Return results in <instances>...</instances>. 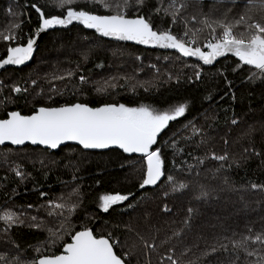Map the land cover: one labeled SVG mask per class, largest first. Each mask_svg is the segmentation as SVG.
<instances>
[{
  "label": "trees",
  "instance_id": "obj_1",
  "mask_svg": "<svg viewBox=\"0 0 264 264\" xmlns=\"http://www.w3.org/2000/svg\"><path fill=\"white\" fill-rule=\"evenodd\" d=\"M32 3L43 6L46 14H60V10L52 6L50 0H0V27L5 24L6 11L11 5L18 7L22 15L19 29H16L17 40L0 44V58L6 56L7 47L26 43L28 37L36 35L38 14L30 7ZM167 3L168 0H165L164 4ZM211 4L212 0H204L203 11L208 12ZM217 6L221 11L226 5ZM75 7L82 8L86 5L78 3ZM155 7L157 0H145L141 11L147 15ZM187 10L190 13L200 11L194 4ZM97 14H105V10L98 8ZM214 14L219 15V12ZM168 18L161 20L153 16L154 22L161 27L168 26ZM182 26L178 22L173 31L181 32ZM82 39L92 43H83ZM101 43L133 51L122 58ZM146 54L171 55L176 58L179 56L175 52L148 50L141 46L106 41L80 26H73L69 30L56 29L47 33L28 67L0 73V83L5 80L4 86L0 84V102L3 108L0 118H4L7 111H20L29 115L39 106H59L77 101L87 102L93 107L103 102H119L128 106L143 103L158 108L187 104L185 115L170 122L161 134L160 146L165 160V176L155 188L140 189L143 161L140 157L129 156L118 150L92 152L73 145L63 147L57 152L30 146L0 147V152L5 155L18 150H26L34 155L29 160L12 159L0 163V211L7 208L22 212L21 218L24 219L23 224L13 225L7 233L0 221V254H8L9 259L16 255L22 260L32 259V248L44 244L48 236L46 229L58 226L57 218L49 216L48 210L40 205L62 194L68 196L77 184L82 197L80 207L72 217L76 229L79 230L80 224H85L97 235L111 232L121 242L126 241L129 247L134 244L136 257L133 264H146L148 260L151 264H169L168 249L173 246L174 258L179 257L182 264H187L188 261H195L196 264H228L233 258L231 244L229 253L222 250L207 256L203 253L223 237L242 239L249 235V228L252 229V235L264 232V193L250 187L251 183L264 185V134L258 135L254 132L259 121L264 118V81L248 80V66L234 72L233 62L236 59L229 57L227 60L221 59L212 67L203 66L201 78H193L189 82L188 78L193 76L194 71L191 65L199 62L180 58L172 67V80H175L157 88L155 84L149 83L146 84L147 91L143 87H137L133 91V84L126 88L120 86L115 93H110V89L104 94L94 91L98 84L102 85L110 77H130L123 72L137 77L138 62L134 57ZM183 64L186 65L185 69ZM219 71L224 75H219ZM68 72L73 75L69 77ZM7 73L13 78L6 79ZM80 75L88 78V85L80 84ZM109 75L111 76L104 77ZM54 76L64 78L57 80L53 79ZM225 78L231 81L230 86L226 84ZM131 80L130 77L129 81ZM32 81H36V86H42L45 92L43 100L36 97L29 101L28 92L12 91L13 86H24L28 91L32 89ZM114 83L117 84L118 79ZM53 85L56 92L51 90ZM81 87L85 89L84 93L77 91ZM48 95L52 97L51 100ZM209 96L210 100L207 99ZM7 98L14 100L16 106L8 107ZM232 119H236L238 123L233 125ZM189 122L202 129L200 135L193 136L191 128H185ZM173 139L184 149L175 156L172 147L163 145V141H168L170 145ZM202 139L206 143H199ZM245 149L254 151L245 153ZM212 152L217 155L225 152L228 154V161L224 162L223 169L219 172L215 170L220 162L208 158L202 165H197L193 159L209 156ZM233 160L236 163H232ZM188 164L194 165L191 172L188 171ZM176 165L180 167L177 168ZM17 167L24 173L23 178L15 175L13 169ZM73 174L76 180H73ZM168 174L173 175L177 183H187L188 187L173 192L166 181ZM202 186L211 192L206 200L196 198ZM41 192L47 195L42 198ZM115 192L131 193L129 201L114 205L107 213L103 212L99 208V196ZM165 192L168 193L167 196L164 195ZM128 203L133 207L128 208ZM29 204L33 205L31 209L27 208ZM189 209L193 212L190 224L186 226L184 220L189 218ZM32 216L37 217L35 223L43 221L44 226L30 227ZM176 231L182 234L173 237L172 234ZM140 236L150 243L154 238L156 248L149 250L147 256L144 255ZM168 237L172 239L168 243H162ZM68 239L65 237V240ZM222 242L229 243L227 240ZM261 247L264 246L249 242L250 250L256 248L259 251ZM185 248L191 250L181 257ZM59 250L57 248L53 251L58 253ZM258 258L252 256L247 259L255 261ZM244 260V253L241 252L239 264H244Z\"/></svg>",
  "mask_w": 264,
  "mask_h": 264
},
{
  "label": "snow or ice",
  "instance_id": "obj_2",
  "mask_svg": "<svg viewBox=\"0 0 264 264\" xmlns=\"http://www.w3.org/2000/svg\"><path fill=\"white\" fill-rule=\"evenodd\" d=\"M51 5L60 10V14H51L43 10V6L32 3L30 7L38 14V28L36 35L27 38L26 43H16L15 46L7 47L6 56L0 58V68L5 65H22L33 56L36 37L49 29L67 27L73 22L82 25L84 29H92L100 37L112 38L118 41H131L138 45L151 46L160 49L175 50L179 54L177 59L194 57L199 63L191 65L193 76L189 82L199 80L202 75V68L205 65H214L219 58L235 57L233 71L243 70L248 66V77L250 81H264V0H212L208 12L203 11L204 0H157L155 7L149 14L145 15L141 9L145 6V0H50ZM83 2L86 7L77 8L76 4ZM196 5L200 11L198 15H185L190 5ZM226 5L222 11L216 5ZM103 8L105 14H97L98 8ZM11 12V9L9 10ZM214 12H219L215 15ZM162 14V15H161ZM153 16L170 17L167 27H161L153 20ZM180 23L183 31L174 32L173 27ZM19 24H13L7 29V34L0 33V39L5 42L17 40L15 30ZM140 59V57H137ZM152 67H155L154 65ZM70 77L72 72H68ZM219 75L224 73L219 71ZM62 76H54L53 79H63ZM117 77H110L103 81L102 85L96 86L94 91L104 94L108 89H114L117 85L114 81ZM129 78H125L127 84ZM226 84L231 81L226 78ZM80 84L88 85L86 76H79ZM33 84L36 81H32ZM150 82H137L133 84L132 90L137 87L145 88ZM56 92L55 86L51 89ZM14 93L27 92L19 86H13ZM84 93L83 87L77 90ZM39 94V93H38ZM62 94V93H61ZM227 94V93H226ZM235 97L233 96V99ZM52 97L49 96V100ZM211 99V96L207 97ZM187 111L186 103L169 105L167 108H158L150 104H139L128 106L119 102H103L99 106H90L87 102L64 103L59 106H39L31 114L25 115L20 111H7L4 118H0V145H25L29 142L32 145L44 146L45 150H55L65 142H75L85 150H104L116 148L124 154H137L143 161V174L139 183L140 189L146 186H156L162 182L165 176V160L162 147L160 146L161 134L169 126L170 122L183 117ZM233 125L237 124L232 119ZM185 128H191L193 136L200 135L202 129L197 128L189 122ZM188 139V138H184ZM199 143H206L201 140ZM165 147L173 148V156L182 153L184 149L179 147L173 139L169 145L163 141ZM245 153L254 151L245 149ZM260 155V153H255ZM191 156V153H189ZM212 159L220 162L215 170L223 169L224 162L228 161V154L217 155L215 152L206 157H193L197 165H202L205 159ZM6 159V157H5ZM232 163H236L235 160ZM231 164L229 165V167ZM177 168L180 165H176ZM194 165L188 164V171L191 172ZM17 177L23 178L24 173L19 167L13 169ZM73 180H76L73 174ZM167 184L173 192L186 189L185 182H176V178L168 174ZM225 178V183H227ZM252 190L264 193V185L251 183ZM47 194L40 193L43 198ZM131 193L121 194L120 192L105 193L99 196V208L107 213L114 205H120L129 201ZM168 195L167 192L164 193ZM211 192L201 187L197 199H207ZM82 193L77 184L71 189L68 196L60 195L40 205L48 210L49 216H55L58 226L47 228L48 236L44 241V247L35 249L37 255L30 260H22L19 255L9 259L8 254H0V264H133L136 257L135 245L131 247L127 242H121L111 232L97 235L91 227L85 224L79 225V230L72 222V217L80 207ZM33 205H27L31 209ZM132 208L131 203L127 204ZM189 218L184 224H190V217L193 212L189 209ZM22 212L4 209L0 211V221L3 222L7 231L13 225L24 223ZM37 221L36 216L30 217V227H43L44 222ZM130 230V229H129ZM249 235L243 236L240 240H232L229 237L218 239L206 250L203 255L207 256L217 251L229 253L231 244L232 259L228 264H239L240 253H244V264H264V247L258 251L256 248L249 249V242L264 246V232H256L252 235V229H248ZM180 231L173 232V237H179ZM68 237V240H65ZM139 239L144 245V255L149 250H155L156 244L149 242L140 236ZM172 237L162 243H168ZM227 240L229 243H223ZM59 248L58 253L53 251ZM119 249V251H118ZM191 249L185 248L181 257ZM47 252V254H45ZM167 261L169 264H182L179 257L174 258L175 246L169 247ZM257 256L255 261L247 258ZM151 264V261H146ZM163 264V262H161ZM187 264H196L195 261H188Z\"/></svg>",
  "mask_w": 264,
  "mask_h": 264
},
{
  "label": "rangeland",
  "instance_id": "obj_3",
  "mask_svg": "<svg viewBox=\"0 0 264 264\" xmlns=\"http://www.w3.org/2000/svg\"><path fill=\"white\" fill-rule=\"evenodd\" d=\"M81 3H83V2H81ZM217 5H219V4H217ZM217 5H216V8L220 9ZM10 9H11V12L9 11ZM57 10H59V9H57ZM196 13L198 15L199 11L198 12L192 11L190 13L189 10H186V12L184 14L185 15H192V14L194 15ZM6 14H7V19L5 21V24H2L0 27V33H4V34H7V29H9V27L11 25L20 24V20L22 19V15H21V12L18 10V7H16V6L14 7L13 5H11L8 8V10L6 11ZM164 18H168V17H164ZM168 19L170 20V18H168ZM181 31H183V26L181 27ZM16 34H17V32L15 30V35ZM82 40H83V43H88V44L92 43V41L87 40V39H82ZM3 42H5V41L0 39V44H2ZM101 44L110 48V50L113 54H117L118 56H120L122 58L125 56V54H130L133 51L131 49H121L120 46L112 47L109 43H101ZM137 57H140V59H137ZM137 57H134V59L137 60V62H138V70H137V75H136L137 77H135V76L133 77V74H131L129 72L128 73L123 72L124 74H128L132 78V80L129 81L130 77H128L127 75L118 78V83L116 84L117 87L114 89L110 88V93H115L117 88H121L120 86H124L126 88V87H129L130 84H135L137 82H144V81L149 82L150 81V83H152L153 85L155 84V87L157 88L161 84L169 83V82L175 80V79L172 80L173 79L172 67H173V65H175L179 62V60L175 56H171V55L161 56L159 54H156V55L155 54L154 55L153 54H146V55H138ZM40 59H41V57H39V59H38L39 62H40ZM153 65L155 67H152ZM185 68H186V65L183 64V69H185ZM110 76L111 75L104 76V77H110ZM5 77H6V79L13 78V76H11L10 73H7ZM138 77H139V79L137 80ZM125 78H129L127 84L125 82ZM92 82H95V81H92ZM0 84L2 86H4L5 80H2ZM30 85H31L30 88H32V89H29L27 91L29 98H30L29 101L36 99V97L40 98L39 99L40 101H41V99L43 100L42 97L44 95L43 93H45V92L42 89V86L41 85L36 86V83L35 84L31 83ZM34 86H36V87H34ZM20 88L21 89H27L24 86L20 87ZM46 92H48V91L46 90ZM32 103L30 105H32ZM6 104H8V107L10 105L16 106V102L10 98H7ZM1 105L2 104L0 102V111L3 110V108H1ZM1 112H3V111H1ZM254 132L258 135L264 134V118L261 121H259L258 128L255 129ZM7 154L8 155H5V153L0 152V163L3 162L4 160H12V159L29 160L30 158L31 159L34 158V157H32L34 155L31 152L26 151V150H18L15 153H12V154L7 153ZM5 157H6V159H5ZM86 226H88V225H86ZM44 246H45L44 244H41V245L34 246L32 248V252L34 254V257L37 255V253L35 252V249L38 247H44ZM45 254H47V252H45Z\"/></svg>",
  "mask_w": 264,
  "mask_h": 264
},
{
  "label": "water",
  "instance_id": "obj_4",
  "mask_svg": "<svg viewBox=\"0 0 264 264\" xmlns=\"http://www.w3.org/2000/svg\"><path fill=\"white\" fill-rule=\"evenodd\" d=\"M73 26H80V27L83 28L82 25H79L78 23L73 22L71 25H68L67 27H59V26H57L56 28L49 29V30H47V31H45V32H43V33H39V34L37 35V37H36V44H35V46H34V52H33V56H32V58H31L30 60L26 61V62H25L24 64H22V65H18V66H17V65H5L4 67L0 68V73L4 72V71H6V70H9V69H22V68L28 67V66L32 63V61H33V59H34V57H35V55H36V52L38 51L39 45H40L42 39L44 38V36H45L47 33H49L50 31L56 30V29L69 30V29H71ZM85 30L95 33L94 30H92V29H85ZM95 34H96V33H95ZM96 35L99 36L98 34H96ZM99 37H100V36H99ZM100 38H102V39H104V40H106V41H110V42L124 43V44H129V45L141 46V47H143V48H145V49H148V50H157V51H161V52H175V50H171V49H160V48H154V47H151V46L138 45V44H135L134 42H131V41H118V40H115V39H112V38H105V37H100ZM175 53H176V52H175ZM232 58H235V57H232ZM185 59H187V60L192 59V60L197 61L194 57H189V58H185ZM221 59H225V58H219V61H220ZM235 59H236V58H235ZM197 62H198V61H197ZM216 63H218V62H214V65H216ZM214 65H205V66H206V67H212V66H214ZM68 145L78 146V147L81 148V146L77 145L75 142H65V144L59 146L57 149H55V150H50V151H52V152H57V151H59L61 148L66 147V146H68ZM7 146L14 147V148H24V147L30 146V147H34V148H38V147H39V148L45 149L44 146H40V145H32V144H30L29 142H26L25 145H11V144H7V143H6L5 145H0V147H7ZM84 150H85V149H84ZM110 150H118V151H121V150L116 149V148H110V149H104V150H87V151H92V152H107V151H110ZM127 155H129V154H127ZM131 156L139 157L137 154H132ZM162 178H163V177H162ZM162 178H161V179H162ZM158 183H159V182H158ZM157 185H158V184H157ZM157 185H156V186H157ZM156 186H146L145 189H147V188H155Z\"/></svg>",
  "mask_w": 264,
  "mask_h": 264
}]
</instances>
